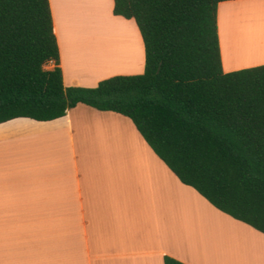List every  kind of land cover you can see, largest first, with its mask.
<instances>
[{
	"label": "crops",
	"instance_id": "crops-1",
	"mask_svg": "<svg viewBox=\"0 0 264 264\" xmlns=\"http://www.w3.org/2000/svg\"><path fill=\"white\" fill-rule=\"evenodd\" d=\"M257 1L264 4L218 5L224 72L264 64V31L253 32L264 29V9L257 15L249 7ZM49 2L64 86L94 87L117 75L107 70L127 49L112 51L109 62L63 48L72 33L87 37L95 25L106 32L94 0ZM104 4L109 22L124 18L113 14V0ZM221 217L232 236L220 234ZM249 235L264 245L263 233L183 184L128 117L79 103L55 120L0 124V264H164V256L185 264H264V250L245 247Z\"/></svg>",
	"mask_w": 264,
	"mask_h": 264
},
{
	"label": "trees",
	"instance_id": "trees-1",
	"mask_svg": "<svg viewBox=\"0 0 264 264\" xmlns=\"http://www.w3.org/2000/svg\"><path fill=\"white\" fill-rule=\"evenodd\" d=\"M224 1L113 0L138 27L143 72L65 87L49 0H0V124L55 120L79 103L121 114L183 184L264 234V64L223 71Z\"/></svg>",
	"mask_w": 264,
	"mask_h": 264
},
{
	"label": "rangeland",
	"instance_id": "rangeland-1",
	"mask_svg": "<svg viewBox=\"0 0 264 264\" xmlns=\"http://www.w3.org/2000/svg\"><path fill=\"white\" fill-rule=\"evenodd\" d=\"M94 3L96 4V0H94ZM94 3H93V7L96 8V5H94ZM249 7L252 8L254 12H257V15H260L261 14L260 11L264 9V4H262V2L260 1L251 2L249 4ZM104 11H105V6L103 8V15L107 16L106 13L104 14ZM243 13L244 12L242 9L237 10L235 15L238 16V20L243 19L242 18ZM101 21H102L101 23L103 24H108L109 22L108 18H105V19L102 18ZM111 22H114L115 24ZM109 23L113 26H110V24L107 25V28L103 26V28H106L105 33L102 31V29L100 32L97 25L91 28H87V37H83L82 35H79L77 33H72V37L64 38L63 48L64 49H87V56L93 55V54H97V55L99 54L101 58L103 57V52L108 51L107 52L108 55L110 54L114 56V54H112V51H114L115 49H118V50L127 49L126 52H124L123 54L117 55L119 56V58L123 57L124 58L123 61L122 62L118 61L115 65H110L107 71L111 72L112 70H115L114 72H116L117 74H121V73L133 74V73L142 72L144 70V65H145L144 46H143L140 32L138 30V27L134 19L122 18V20H117V22L110 20ZM116 24H120L125 29L114 27ZM98 26L100 27V25ZM66 31L68 32L69 29L67 28ZM258 31L261 32V31H264V29L253 30V32H258ZM111 37L113 38L111 39ZM107 43L109 44L107 45ZM108 48L109 50H107ZM94 49H100V50H98L99 52L97 53V51H95ZM47 66L46 68H48ZM68 82L69 80L66 81V83ZM69 86L70 85H67L65 87H69ZM224 220L225 218L221 217V221L219 224V232L222 236H232L231 234H233L232 232L235 230L234 228H232L231 225H229ZM247 237H249V239L247 238L242 239L247 249L249 248L252 251H255V250L258 251L257 248H261V250H264V245H261V243L253 244L252 243L253 241L250 235Z\"/></svg>",
	"mask_w": 264,
	"mask_h": 264
},
{
	"label": "bare ground",
	"instance_id": "bare-ground-1",
	"mask_svg": "<svg viewBox=\"0 0 264 264\" xmlns=\"http://www.w3.org/2000/svg\"><path fill=\"white\" fill-rule=\"evenodd\" d=\"M104 6H106V5L104 4V0H98V4H97V7H96V8H97L98 12L101 14L102 18H104V15H103V8H104ZM104 19H105V18H104ZM109 24H110V23L108 22V25H109ZM110 26H113V25L110 24ZM114 27H118V28H120V29H125V28H123V27L120 26V25H115ZM114 27H113V28H114ZM111 36H112V35H111ZM113 37H114V35H113ZM113 37H111V39H112ZM113 40H114V39H113ZM124 41H125V40H124ZM111 43H112V42H111ZM108 44H109V43H107V45H108ZM118 44H119V43H118ZM124 47H125V46H124ZM110 49H111V48H110ZM107 50H109V48H108ZM124 51H125V50H124ZM107 52H108V51H107ZM107 52H105L107 55L104 53V54H105V58L108 59L109 62L113 61V60H112V57H111L112 55H110V54L108 55ZM110 52H111V51H110ZM104 54H103V55H104ZM105 58H104V59H105Z\"/></svg>",
	"mask_w": 264,
	"mask_h": 264
}]
</instances>
